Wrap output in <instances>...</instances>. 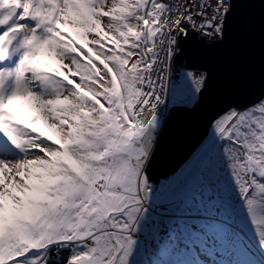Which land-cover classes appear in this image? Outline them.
<instances>
[{"label":"snow or ice","instance_id":"snow-or-ice-1","mask_svg":"<svg viewBox=\"0 0 264 264\" xmlns=\"http://www.w3.org/2000/svg\"><path fill=\"white\" fill-rule=\"evenodd\" d=\"M40 2L0 0V136L17 151L19 129L39 132L6 105L26 100L31 125L41 119L23 47L42 31L33 14ZM144 13H152L155 46L146 45L144 98L129 116L137 139L123 197L79 239L36 244L9 233L0 264H54L65 250L62 264L82 254L96 264H264V0H146ZM33 55L34 64L45 59ZM173 141L179 153L157 171L156 157ZM8 156L0 151V168L19 180L20 165ZM107 188L96 184L100 193Z\"/></svg>","mask_w":264,"mask_h":264},{"label":"rangeland","instance_id":"rangeland-1","mask_svg":"<svg viewBox=\"0 0 264 264\" xmlns=\"http://www.w3.org/2000/svg\"><path fill=\"white\" fill-rule=\"evenodd\" d=\"M56 1L42 0L33 9L34 15L45 14L40 21L36 17L42 31H33L23 45L29 57L25 70L32 73L28 90L34 89L41 119L31 125L35 113L26 100L6 105L11 106L7 111L17 109L22 124L37 127L40 139L22 146L19 155L0 147L20 165H13L19 180L0 168V185H5L0 189V239L11 232L36 244L79 239L93 223L102 222L106 211L114 210L135 166L136 125L129 116L145 70L146 45L150 47L154 35L148 20L156 9L145 20L146 0ZM56 19L71 27L76 39L56 28ZM53 29L60 36L47 34ZM33 53L51 55L57 68L44 66L55 73H41L40 64L32 63ZM59 80L65 89L57 95L51 91ZM184 88L182 83L179 95ZM21 140L28 143L23 136ZM100 177L107 179L103 193L94 188ZM75 263L96 264L83 254Z\"/></svg>","mask_w":264,"mask_h":264},{"label":"water","instance_id":"water-1","mask_svg":"<svg viewBox=\"0 0 264 264\" xmlns=\"http://www.w3.org/2000/svg\"><path fill=\"white\" fill-rule=\"evenodd\" d=\"M256 21H257V38H258V24H259V6H257L256 9ZM192 42H189L184 45V47L187 49L190 47ZM180 65V58L177 59V66ZM196 129L193 128L189 131L188 136H194L196 134ZM181 144L177 141H173L165 146L164 149H162L161 153L156 157L153 167L157 171H161L164 168H166L169 164L172 163L173 158L179 153ZM134 161V160H133Z\"/></svg>","mask_w":264,"mask_h":264},{"label":"built area","instance_id":"built-area-1","mask_svg":"<svg viewBox=\"0 0 264 264\" xmlns=\"http://www.w3.org/2000/svg\"><path fill=\"white\" fill-rule=\"evenodd\" d=\"M173 2L175 3V4H179V0H173ZM199 2L201 3V4H207V3H210L211 2V0H199ZM192 7L193 8H195V5L193 4L192 5ZM223 7L226 9L227 8V6L226 5H223ZM219 18H222V16H220ZM190 22H193V21H190ZM181 31H183L182 29H181ZM207 35H208V37H209V40H211L212 38H213V35H214V33L213 32H208L207 33ZM175 39V37H171L170 38V40H174ZM152 46H155V45H153V43H152V41H151V43H150V47H152ZM179 67V66H178ZM147 75V69L145 68V70H144V72H143V74H142V81H141V83H140V88H139V92H138V94L136 95V98H135V101H134V106H133V108H134V112H135V110H136V106L138 105V104H140L141 103V101L143 100V98H144V93H143V85H144V77ZM181 86H182V82H176L175 83V85H174V87H175V89H176V93H177V95L179 96V91H180V88H181ZM145 118H147V113H145ZM103 181V183L106 185L107 184V179H106V177H101V178H99V179H97L96 180V182H95V184H94V188L96 189V184H97V182L98 181Z\"/></svg>","mask_w":264,"mask_h":264},{"label":"trees","instance_id":"trees-1","mask_svg":"<svg viewBox=\"0 0 264 264\" xmlns=\"http://www.w3.org/2000/svg\"><path fill=\"white\" fill-rule=\"evenodd\" d=\"M92 4L93 3H91V5ZM90 21L92 22V20H90ZM64 89H65V82L59 80V81H57V87L56 88H53L51 92H54V93L56 92L55 94L58 95V94L63 93ZM23 131H24V133L22 134V136L25 137V138H27V140H29V141H35L36 140V139H34L35 137L38 138V139H40V137L30 135V132L27 129H23ZM0 146H4L8 150L13 151V152H15L16 154L19 155V152L17 150L11 149V148L7 147L6 144H1ZM64 240H66V239H64ZM66 255H68V252L66 250L65 251H61L59 253V258L54 261V264H62L63 257L66 256ZM75 264H77V263H75Z\"/></svg>","mask_w":264,"mask_h":264},{"label":"bare ground","instance_id":"bare-ground-1","mask_svg":"<svg viewBox=\"0 0 264 264\" xmlns=\"http://www.w3.org/2000/svg\"><path fill=\"white\" fill-rule=\"evenodd\" d=\"M64 6H65V4H64Z\"/></svg>","mask_w":264,"mask_h":264}]
</instances>
